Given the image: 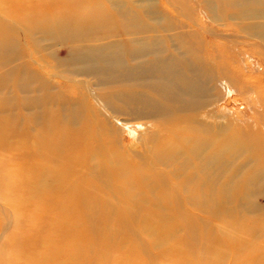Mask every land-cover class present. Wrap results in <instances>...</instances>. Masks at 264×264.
<instances>
[{
	"label": "bare ground",
	"instance_id": "obj_1",
	"mask_svg": "<svg viewBox=\"0 0 264 264\" xmlns=\"http://www.w3.org/2000/svg\"><path fill=\"white\" fill-rule=\"evenodd\" d=\"M164 2L0 0V264H264V0Z\"/></svg>",
	"mask_w": 264,
	"mask_h": 264
},
{
	"label": "rangeland",
	"instance_id": "obj_2",
	"mask_svg": "<svg viewBox=\"0 0 264 264\" xmlns=\"http://www.w3.org/2000/svg\"><path fill=\"white\" fill-rule=\"evenodd\" d=\"M156 4H158L159 6L162 5L163 7H166L165 6L166 3L164 2V0H156ZM102 10H104L105 12H109V11L112 10V7H110V4H106L105 5V8L102 9ZM0 15L3 16L1 13H0ZM32 29H33V31L37 32L35 28H32ZM50 43L51 42H48L47 44H50ZM46 58H48V57L46 56ZM49 60H51V59H49ZM33 61H34V59H33ZM51 61H53V60H51ZM263 70H264V67H262L261 71H263ZM261 71L253 74V79L254 80H256V79H264V72H261ZM262 91H264L263 88L262 89H255L254 88V90H251V93L250 94H245V96H243V97L244 98H246V97L247 98L252 97L253 100L255 101V98L256 97L257 98H261V95H263L261 93ZM224 93L222 92L218 96H216L217 93L216 94H215V92L212 93V95L214 94V98H216V102H215V105L214 106L213 105L210 106L207 110H209V112H210V111L213 110V107H218L219 109H223L225 111V113H224L225 114V116H224L225 118H222V121L223 122H226L227 117H231L232 116V117L236 118L237 112L239 110L240 111H243L248 106L245 105V104H242L240 102V97L239 96H237L235 94H231L230 96H228V95L227 96L226 95L223 96ZM237 99L239 101H237ZM255 105H257V104H255ZM228 112H229V114H228ZM140 136H139L138 133H136L132 140L129 139L128 136H126V135H123L121 138L124 139V141H123V144L124 145H133V143H137L138 142V138ZM10 139L12 141L17 142V139H15V138H12L11 137ZM140 145H141V143H140ZM135 147H137V145H135ZM14 153H16V152L15 151H12V150L11 151L10 150H7V151L6 150L5 151L2 150V151H0V155H2V157H6L8 163H11L12 165H15L16 164V160H15V158L12 155ZM256 203L257 204H260V205H264V198L263 197H258V199H256ZM1 210H2V208L0 207V229H1V227H3V225H5L6 223H8L7 217H5L4 212H2ZM10 212L12 213L11 214L12 215V218L11 219H14V218L19 219L21 217V215L16 211V209H12ZM1 230H0V233H1ZM7 242L8 241L2 240L1 243H5V244H2L0 246V255H1L2 259H4V261H6V262L9 261V260H13V258H15L14 257L15 255L12 253L13 252V250H12L13 248L11 247V245L9 246V244H7ZM135 257L136 258L139 257V260H140V256H138L137 254H136ZM137 264H140V262H137Z\"/></svg>",
	"mask_w": 264,
	"mask_h": 264
}]
</instances>
